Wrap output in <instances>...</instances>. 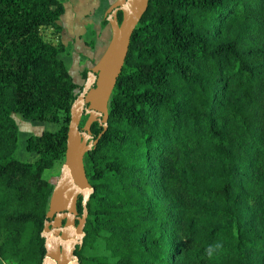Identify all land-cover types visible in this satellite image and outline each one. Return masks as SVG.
Returning a JSON list of instances; mask_svg holds the SVG:
<instances>
[{
	"label": "trees",
	"instance_id": "obj_1",
	"mask_svg": "<svg viewBox=\"0 0 264 264\" xmlns=\"http://www.w3.org/2000/svg\"><path fill=\"white\" fill-rule=\"evenodd\" d=\"M63 13L60 0H0V258L20 264L44 256L43 172L64 160L82 87L59 57ZM15 113L65 116L27 138L34 162L14 156ZM83 162L94 192L79 264H264V0H148Z\"/></svg>",
	"mask_w": 264,
	"mask_h": 264
},
{
	"label": "water",
	"instance_id": "obj_2",
	"mask_svg": "<svg viewBox=\"0 0 264 264\" xmlns=\"http://www.w3.org/2000/svg\"><path fill=\"white\" fill-rule=\"evenodd\" d=\"M147 6L148 0H114L104 12L110 39L99 59L88 68L70 106L64 160L40 232L45 250L41 264H79L75 250L83 243L87 204L94 192L83 158L107 129L108 101L122 70L131 35ZM118 13H121L120 22ZM83 115L86 119L80 127ZM93 123L101 127L96 138L91 133ZM79 198L81 214L77 210Z\"/></svg>",
	"mask_w": 264,
	"mask_h": 264
},
{
	"label": "rangeland",
	"instance_id": "obj_3",
	"mask_svg": "<svg viewBox=\"0 0 264 264\" xmlns=\"http://www.w3.org/2000/svg\"><path fill=\"white\" fill-rule=\"evenodd\" d=\"M102 2L103 0H67L63 4L66 11L58 20V24L62 29L59 38L66 45V50L60 53L59 57L72 73L76 64L85 63L92 66L108 44L111 34L109 31L99 34V37H94L93 34L92 39L90 36L96 26L106 25L101 23V19L104 17ZM73 42H76L77 47L72 45ZM73 76L76 77L77 75L73 73ZM78 91H80L79 88L76 89V92ZM64 117L60 118L59 123H53L25 119L21 113H15L13 119L18 127V143L14 151L15 158L23 162H34L38 155L26 149L27 138L30 135H39L43 130H57L65 123ZM62 163L63 158L43 172V177L51 184L56 182ZM0 264H20V262L8 257L5 259L0 258Z\"/></svg>",
	"mask_w": 264,
	"mask_h": 264
},
{
	"label": "crops",
	"instance_id": "obj_4",
	"mask_svg": "<svg viewBox=\"0 0 264 264\" xmlns=\"http://www.w3.org/2000/svg\"><path fill=\"white\" fill-rule=\"evenodd\" d=\"M63 4H64V2L65 1H67V0H60ZM114 0H103V2H102V7H103V10H102V12L104 13V11L106 10V8L113 2ZM91 5V4H90ZM94 4L92 3V6H93ZM65 11H66V8H64V13H65ZM63 13V14H64ZM63 14L60 16V17H62L63 16ZM104 18V17H103ZM103 18L101 19V23L103 24ZM60 19V18H59ZM94 30H95V32H94ZM106 31H109L110 32V28H109V25H108V23L106 24V25H104V26H96V28L95 29H93V31L90 33V36H91V39L93 38V34H94V37L96 36V37H99V34H104ZM62 41V40H61ZM63 43V42H62ZM64 44V43H63ZM73 46L75 45V47H77V45H76V42H73V44H72ZM105 49V48H104ZM66 50V45L64 44V51ZM63 51V52H64ZM104 51V50H103ZM103 53V52H102ZM101 56V55H100ZM99 59V58H98ZM64 62V61H63ZM66 65V64H65ZM83 65V66H82ZM72 67H73V65H72ZM89 67H91L90 65H86L85 63H83V64H80V65H74V70H73V73H74V75H77L76 77H74L73 76V73L68 69V71H69V73H70V75L72 76V78H73V80H74V82L76 83V84H78V85H82V83H83V81H84V78H83V76H82V70L83 69H86V68H89ZM78 68V69H77Z\"/></svg>",
	"mask_w": 264,
	"mask_h": 264
}]
</instances>
